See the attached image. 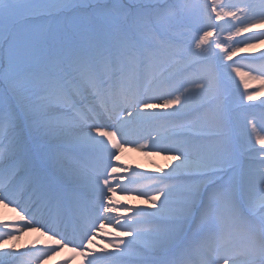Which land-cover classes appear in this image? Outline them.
Here are the masks:
<instances>
[{"label": "snow or ice", "instance_id": "1", "mask_svg": "<svg viewBox=\"0 0 264 264\" xmlns=\"http://www.w3.org/2000/svg\"><path fill=\"white\" fill-rule=\"evenodd\" d=\"M261 41L264 0H0V264H264Z\"/></svg>", "mask_w": 264, "mask_h": 264}, {"label": "rangeland", "instance_id": "2", "mask_svg": "<svg viewBox=\"0 0 264 264\" xmlns=\"http://www.w3.org/2000/svg\"><path fill=\"white\" fill-rule=\"evenodd\" d=\"M192 2H195V0H192ZM258 2V0H257ZM225 37H227V33L224 34ZM252 35V33H244L242 34L241 37L235 38V39H242L244 36H249ZM243 46V45H241ZM264 50V41L255 43V49L251 52V53H240L238 54L236 57H234V60H239L240 56L243 55H255L257 53H259V51ZM231 63V62H229ZM261 64L264 63H260L257 62L255 63V67L259 68L261 66ZM248 69H244V71H247ZM256 74V73H253ZM234 75V74H233ZM239 78H236V83L233 85L234 86V91H231V95H232V99L233 101H235V103H233L232 107L235 108V105L238 104L239 102V93L243 92V85L242 83H240V81H238ZM238 81V82H237ZM231 83V82H230ZM232 84V83H231ZM239 84V89H237L236 85ZM258 85V81H251L250 82V87H249V91H255L256 87ZM7 86H5L6 88ZM233 89V88H232ZM9 96H11V93H9ZM260 97H264V92L261 93ZM239 110V109H237ZM255 110H253L252 108H248V109H244L243 110V114L253 118L255 120V122L259 125L261 123H264V111H258V112H254ZM155 134V133H153ZM135 149V147L131 146L127 148V154H124V156L122 157V161H123V165L128 166L129 168L132 169H138L141 172L144 173H148V171H150L151 169H154V166H157L159 168L162 169H169L171 164H174V161H170L164 154H156L154 151H147V155L145 154H138L135 152H132V150ZM253 165L254 166H258V164L253 161ZM135 166V167H133ZM174 183H183L185 182V179H176L175 181H172ZM119 196V198L121 197L122 199H126V202L129 204H137L139 203L141 206L143 207H149L147 201L145 199H141L139 197L136 196H124V195H120L118 194L117 197ZM118 199L117 201L122 202V199ZM138 204V205H139ZM0 218L3 219H8L9 215L6 211H2L0 210ZM11 243V242H10ZM25 245V241L24 239H22V241L20 242L19 245H15L16 249H22V247ZM24 259V258H23ZM21 259V260H23ZM34 264H36V261L34 262ZM43 264H49L48 260L43 261Z\"/></svg>", "mask_w": 264, "mask_h": 264}, {"label": "bare ground", "instance_id": "3", "mask_svg": "<svg viewBox=\"0 0 264 264\" xmlns=\"http://www.w3.org/2000/svg\"><path fill=\"white\" fill-rule=\"evenodd\" d=\"M129 147H131V146H129ZM133 147H134V146H133ZM127 148H128V146L125 148V150H124L125 152L127 151ZM124 151H123V153H125ZM132 152L137 153V155H138V154H145V155H147L145 150H139V151H137V150L133 149ZM256 162L259 163L258 160H256ZM116 200H118V197H117V196H116ZM122 202L125 203V200L122 199ZM0 210H2V211H6V212L8 213V215H9V218H11V217L14 215L13 213H11V211H10L9 209H5V208H3L2 206H0ZM25 233H26V232H25ZM25 233H24V234H25ZM24 234L20 237V239H19L18 241H15V242H14L15 245H19V244H20V242L22 241V238H23ZM40 234H41V233H36V234L34 235V239H37V240L41 241L42 245H41L39 248H43V247L45 246V243H44V241H45V237L42 236V235H40ZM11 243H12V242H11ZM46 260H47V259H46ZM44 261H45V260H44ZM73 263H74V264H75V263H76V264H80V259L78 258V259L74 260Z\"/></svg>", "mask_w": 264, "mask_h": 264}]
</instances>
